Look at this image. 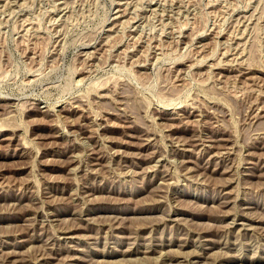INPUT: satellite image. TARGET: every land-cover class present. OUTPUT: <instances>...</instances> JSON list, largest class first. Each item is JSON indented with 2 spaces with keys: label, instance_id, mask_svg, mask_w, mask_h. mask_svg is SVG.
Masks as SVG:
<instances>
[{
  "label": "rangeland",
  "instance_id": "374dc122",
  "mask_svg": "<svg viewBox=\"0 0 264 264\" xmlns=\"http://www.w3.org/2000/svg\"><path fill=\"white\" fill-rule=\"evenodd\" d=\"M0 264H264V0H0Z\"/></svg>",
  "mask_w": 264,
  "mask_h": 264
}]
</instances>
